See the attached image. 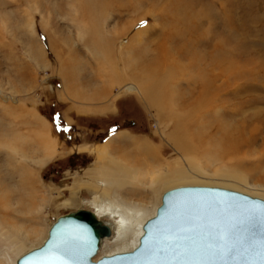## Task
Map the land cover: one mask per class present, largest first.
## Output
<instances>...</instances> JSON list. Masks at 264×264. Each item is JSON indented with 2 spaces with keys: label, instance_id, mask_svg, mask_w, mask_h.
Wrapping results in <instances>:
<instances>
[{
  "label": "rangeland",
  "instance_id": "rangeland-1",
  "mask_svg": "<svg viewBox=\"0 0 264 264\" xmlns=\"http://www.w3.org/2000/svg\"><path fill=\"white\" fill-rule=\"evenodd\" d=\"M176 2L0 0V264H17L59 217L113 194L149 216L175 187L264 199V0ZM177 9L186 26L175 31ZM211 54L220 63L209 71ZM140 57L156 61L154 71L134 70ZM199 67L209 80L204 98ZM131 84L153 85L162 105L127 92ZM189 105L185 131L173 134ZM238 126L255 143L219 155L217 137ZM117 162L138 179L122 173L116 186L96 175ZM95 181L105 185L94 191ZM134 240L132 232L105 240L95 260Z\"/></svg>",
  "mask_w": 264,
  "mask_h": 264
},
{
  "label": "water",
  "instance_id": "water-1",
  "mask_svg": "<svg viewBox=\"0 0 264 264\" xmlns=\"http://www.w3.org/2000/svg\"><path fill=\"white\" fill-rule=\"evenodd\" d=\"M113 235L91 209L59 217L44 243L17 264H264V199L211 186L163 194L139 245L95 260Z\"/></svg>",
  "mask_w": 264,
  "mask_h": 264
},
{
  "label": "bare ground",
  "instance_id": "bare-ground-1",
  "mask_svg": "<svg viewBox=\"0 0 264 264\" xmlns=\"http://www.w3.org/2000/svg\"><path fill=\"white\" fill-rule=\"evenodd\" d=\"M176 1L177 2L175 4V6H178L182 2V0H176ZM177 11H178L177 15H175V16L172 15L173 17H176L175 19L177 20L176 26L172 25V26H174L173 30H175V31H178L182 26H186L185 15L181 14L179 12V9H177ZM185 30L186 29H184V31ZM190 44H191V39L188 35V41H187L186 49L190 46ZM190 47H189L188 51L193 53L195 50H192V48H190ZM209 57H210V59L206 62V66H207V69L209 71H212L213 69H215L218 66L220 61L218 60V58L216 57L215 54H211V55H209ZM155 62L156 61L150 62L145 57H140L138 62L134 63V70H139V71H143V72H145V71H151L152 72L155 69V65H154ZM223 71L224 72L227 71V65H225L223 67ZM197 72H198V80H196L195 82H196V85L198 86L200 95L204 98L208 95V93L210 91L209 80H207V74H206L205 68L199 67ZM162 85H163L162 81L159 80L155 86L158 89H160L162 87ZM125 89L127 90V92L128 91H138L143 96L146 95V97L149 101L148 103L150 105L160 106V104L162 102V100L158 99L159 96L154 95L153 92L155 89H154V86L151 84H147L146 88H144L143 91L138 90L137 87L133 84L127 85V87ZM180 104H182V102H180ZM193 107H191V105H189V106H187L186 109H184V111H182V113L179 112L176 115V117H178L180 119L177 120L175 132L173 134H176L177 131H181V132L185 131L186 119H184L182 117L187 116V117L191 118V116H192L191 112L193 110ZM177 109L181 110L179 108H177ZM186 112H189V113H186ZM245 130H246V128L244 129V128H242V127L240 128V126H238L236 128H232L230 130L223 131V134H221V136L217 137L218 138V141H217L218 148L216 149V152L219 155L220 154L221 155L226 154L228 156V155H233V154H238V153L244 152L245 146H248V147L252 146L255 143L254 137H251L252 139H249L248 137L245 138V136H244L246 134V133L244 134ZM131 142L133 143L134 141H131ZM138 144H140V143L138 142ZM136 146H137V148H142V145H136ZM148 149H149V146L146 148L145 147L143 148L145 155H147ZM257 164L259 166L264 164V159L262 158L261 160H259L257 162ZM117 165H120L123 167L126 166V165H122L121 162H117V163H113L112 166L103 167L104 166L103 165L102 166L103 168L95 167V168H97V170H99L96 175L98 176V175L104 174L105 178L109 179L111 182L115 183L116 186H121L124 183V181L121 180L123 178V177H121L122 173H126L127 176L134 177L135 180L138 179L139 174H136L135 172H132L130 169H128L131 167L126 166L127 168L124 167L122 169H117L116 168ZM180 178H185V177L182 176ZM89 180H91V179H89ZM90 185H91L92 189L95 188L94 191H98L99 185L104 186L105 184L103 181H100V182L95 181V182H91ZM113 196L115 199L113 202H107L104 204H97V205H95V207L92 208V211H94L100 218H103V219L109 221V223L112 227L113 235L110 238H106L105 240H107V239H110V240L118 239L119 237L124 238V240H125V239H128V233L132 232L135 235L133 248L131 249V250H133L139 245L140 238L144 233L145 223L148 221V219L153 217L157 211H155V213L153 212V215L149 216L142 208H136L132 205L128 206L124 201L120 202L119 199L116 198V196L114 194H113ZM105 240L103 241V244H104ZM131 250H129V251H131Z\"/></svg>",
  "mask_w": 264,
  "mask_h": 264
},
{
  "label": "snow or ice",
  "instance_id": "snow-or-ice-1",
  "mask_svg": "<svg viewBox=\"0 0 264 264\" xmlns=\"http://www.w3.org/2000/svg\"><path fill=\"white\" fill-rule=\"evenodd\" d=\"M65 130H67V129H65Z\"/></svg>",
  "mask_w": 264,
  "mask_h": 264
}]
</instances>
